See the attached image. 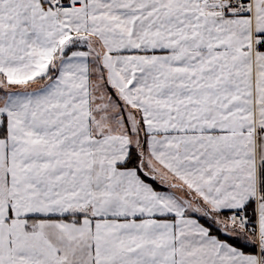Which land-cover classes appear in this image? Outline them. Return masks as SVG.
Instances as JSON below:
<instances>
[{"label":"snow or ice","instance_id":"snow-or-ice-1","mask_svg":"<svg viewBox=\"0 0 264 264\" xmlns=\"http://www.w3.org/2000/svg\"><path fill=\"white\" fill-rule=\"evenodd\" d=\"M0 264H264V0H0Z\"/></svg>","mask_w":264,"mask_h":264}]
</instances>
